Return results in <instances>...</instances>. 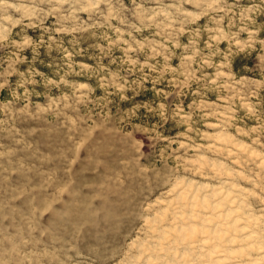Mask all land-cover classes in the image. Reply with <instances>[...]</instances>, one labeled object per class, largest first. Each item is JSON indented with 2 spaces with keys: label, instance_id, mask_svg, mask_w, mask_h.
I'll list each match as a JSON object with an SVG mask.
<instances>
[{
  "label": "rangeland",
  "instance_id": "obj_1",
  "mask_svg": "<svg viewBox=\"0 0 264 264\" xmlns=\"http://www.w3.org/2000/svg\"><path fill=\"white\" fill-rule=\"evenodd\" d=\"M223 182L254 264L264 0H0V264H134L179 189Z\"/></svg>",
  "mask_w": 264,
  "mask_h": 264
},
{
  "label": "bare ground",
  "instance_id": "obj_2",
  "mask_svg": "<svg viewBox=\"0 0 264 264\" xmlns=\"http://www.w3.org/2000/svg\"><path fill=\"white\" fill-rule=\"evenodd\" d=\"M239 192L227 182L220 186L202 184L192 192L179 189L177 204L171 208V222L154 229L148 244L140 245L134 264H242L239 250L232 251L230 244L239 233L241 242L253 248L255 233L247 229L248 216L243 217L239 211ZM233 231L237 233L230 237ZM262 261L264 256L252 263Z\"/></svg>",
  "mask_w": 264,
  "mask_h": 264
}]
</instances>
